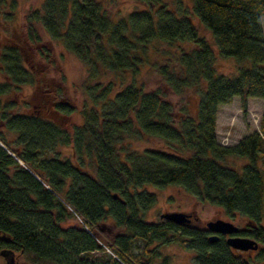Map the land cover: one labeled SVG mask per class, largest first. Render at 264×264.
Instances as JSON below:
<instances>
[{
    "label": "trees",
    "instance_id": "16d2710c",
    "mask_svg": "<svg viewBox=\"0 0 264 264\" xmlns=\"http://www.w3.org/2000/svg\"><path fill=\"white\" fill-rule=\"evenodd\" d=\"M172 1L177 11L164 0H137L143 9L113 22L100 0H44L20 38L0 48V251L13 253L14 264H155L151 246L170 243L193 251L195 264H264V108L259 129L236 144L216 136L219 105L233 97L243 108L248 98L264 105V0H192L213 44L198 35L181 1ZM37 26L86 68L81 123L69 129L76 108L41 68L52 50ZM154 41L194 45L152 63L159 84L148 90L140 72ZM214 47L236 61L237 74L217 72ZM23 86L33 89L31 105L17 98ZM165 91L192 92L195 109L172 116ZM142 135L174 151L123 145ZM228 156L247 162L238 171L220 163ZM145 184L180 185L246 218L250 230L239 233L257 241L255 257L235 255L222 234L210 242L200 227L144 220L156 201Z\"/></svg>",
    "mask_w": 264,
    "mask_h": 264
},
{
    "label": "rangeland",
    "instance_id": "374dc122",
    "mask_svg": "<svg viewBox=\"0 0 264 264\" xmlns=\"http://www.w3.org/2000/svg\"><path fill=\"white\" fill-rule=\"evenodd\" d=\"M113 22L120 18L126 17L134 10L143 9L137 0H100ZM169 9L175 10L176 6L172 0H164ZM182 6L191 15V21L197 30L199 36H203L210 44H213L212 36L208 29H206L197 19L192 12V0H180ZM44 0H5L3 3L0 1V48L9 43L11 40L18 39L22 35L24 22L26 17L33 10L42 11V4ZM262 29L264 33V18H262ZM37 32L42 39V43L52 50V55L49 61L39 59L41 68L45 69L47 76L50 77L55 88L62 89L61 97L71 101L76 111L68 117L69 124L66 128L79 125L81 123V116L79 110L83 106L84 101V87L83 82L87 76L86 68L63 46L60 40H52L39 26ZM193 43L189 41L175 42L169 44L161 41H154L149 45L147 52L146 64L141 69L142 82L145 87L149 89L155 88L158 83V78L152 70V63L162 62L167 57V54L173 53L176 49H190ZM215 50V47H214ZM245 67H249L248 61L244 62ZM214 67L218 73L224 75H235L238 72V64L233 58H221L215 50ZM62 77L63 81L60 82ZM0 81H3V75L0 70ZM33 89L31 86H23L17 94L18 99H24L22 105L30 104L33 102L32 96ZM166 98L172 104V116L176 117L180 108L185 107L192 111L196 107L197 97L189 91H184L181 94L165 91ZM57 97V96H56ZM25 106V105H24ZM21 107V106H20ZM19 107V108H20ZM263 100L260 98H248L246 100V107L241 106L239 97H233L230 103L219 105L216 115V136L217 141L221 145H234L241 137L257 131L259 129V120L263 114ZM25 108L21 107L19 111H24ZM123 145L130 150L142 151L144 149H154L166 152H173L174 150L163 139L156 136L142 135L140 139L124 140ZM66 157H71L70 147L58 148ZM246 159L242 157L228 156L220 161L221 164L232 167L240 171L241 167L246 164ZM259 166L263 167L261 162ZM141 189V188H140ZM142 190L152 193L156 197L153 206L143 212L142 217L148 222L156 221L160 214L168 212H183L194 213L197 217L196 223H191L200 228H206L205 224L208 221L222 219L229 221L236 225L240 230L245 232L250 230L249 222L246 218L235 213L232 216L225 214L221 207L202 203L197 197L188 193L180 185H167L158 187L152 184H145ZM79 219H73V222ZM264 224V222H263ZM240 235V233H239ZM250 237V236H247ZM252 238V237H250ZM151 247H156L159 252V257L154 260L158 264L164 257L167 258L169 264H195V253L183 246L175 243L168 245L153 244ZM108 248V247H107ZM109 251L112 252L109 248ZM235 255L244 258H254L256 251H238L232 250ZM98 256V254L96 255ZM0 264H5L0 256Z\"/></svg>",
    "mask_w": 264,
    "mask_h": 264
},
{
    "label": "water",
    "instance_id": "95a60500",
    "mask_svg": "<svg viewBox=\"0 0 264 264\" xmlns=\"http://www.w3.org/2000/svg\"><path fill=\"white\" fill-rule=\"evenodd\" d=\"M161 219L170 221L176 225L189 224L191 215L183 212H168L162 213L159 216ZM207 231L210 232L208 240L214 242L217 240L218 235H226V244L229 248L238 251L257 250L259 244L253 238L239 235L240 229L229 221L222 219H216L208 221L205 224ZM0 256L3 258L6 264H14L13 253L1 250Z\"/></svg>",
    "mask_w": 264,
    "mask_h": 264
},
{
    "label": "flooded vegetation",
    "instance_id": "af4514ba",
    "mask_svg": "<svg viewBox=\"0 0 264 264\" xmlns=\"http://www.w3.org/2000/svg\"><path fill=\"white\" fill-rule=\"evenodd\" d=\"M190 215H191V220H190V223L189 224H186V225H190V226H195V225H192L191 223H196V221H197V217L194 215V213H189ZM197 227V226H196ZM202 229H204V230H206L207 231V229L206 228H202ZM208 232V236L210 235V232L209 231H207ZM220 235V234H219ZM219 235H218V238H219ZM223 237H224V240H225V242H226V235H223ZM217 238V239H218ZM231 249V248H230ZM231 250H233V249H231ZM243 252V251H242Z\"/></svg>",
    "mask_w": 264,
    "mask_h": 264
},
{
    "label": "built area",
    "instance_id": "2783aa9c",
    "mask_svg": "<svg viewBox=\"0 0 264 264\" xmlns=\"http://www.w3.org/2000/svg\"><path fill=\"white\" fill-rule=\"evenodd\" d=\"M107 253L111 254L113 257H115L112 252H110L108 249H107Z\"/></svg>",
    "mask_w": 264,
    "mask_h": 264
}]
</instances>
